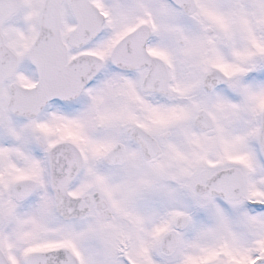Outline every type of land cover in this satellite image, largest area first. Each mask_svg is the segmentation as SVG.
Returning <instances> with one entry per match:
<instances>
[{
    "label": "snow or ice",
    "instance_id": "6c2138e0",
    "mask_svg": "<svg viewBox=\"0 0 264 264\" xmlns=\"http://www.w3.org/2000/svg\"><path fill=\"white\" fill-rule=\"evenodd\" d=\"M0 264H264V0H0Z\"/></svg>",
    "mask_w": 264,
    "mask_h": 264
}]
</instances>
